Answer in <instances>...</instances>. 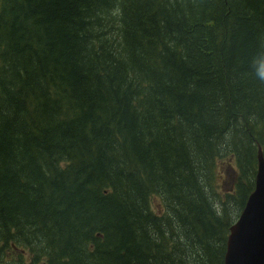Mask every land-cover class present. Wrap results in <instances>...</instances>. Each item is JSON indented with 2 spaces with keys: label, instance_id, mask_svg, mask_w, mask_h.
I'll use <instances>...</instances> for the list:
<instances>
[{
  "label": "trees",
  "instance_id": "obj_1",
  "mask_svg": "<svg viewBox=\"0 0 264 264\" xmlns=\"http://www.w3.org/2000/svg\"><path fill=\"white\" fill-rule=\"evenodd\" d=\"M259 147L264 0H0V264H222Z\"/></svg>",
  "mask_w": 264,
  "mask_h": 264
},
{
  "label": "water",
  "instance_id": "obj_2",
  "mask_svg": "<svg viewBox=\"0 0 264 264\" xmlns=\"http://www.w3.org/2000/svg\"><path fill=\"white\" fill-rule=\"evenodd\" d=\"M261 153L259 147L254 187L235 222L228 227L222 264H264V158Z\"/></svg>",
  "mask_w": 264,
  "mask_h": 264
},
{
  "label": "rangeland",
  "instance_id": "obj_3",
  "mask_svg": "<svg viewBox=\"0 0 264 264\" xmlns=\"http://www.w3.org/2000/svg\"><path fill=\"white\" fill-rule=\"evenodd\" d=\"M234 166V165H233ZM228 173L229 175L228 176H225L223 175V178H220V184L224 187L225 190H228L230 188H233V184L235 182V178L237 177L236 174L231 171V168L229 166L226 165L223 167L222 169V173ZM222 181V182H221ZM232 183V184H231ZM229 184H231V187H229ZM157 205V201H153L152 202V205L151 207L154 208L155 206ZM24 255L21 257L19 253H14V252H11L9 255H8V260L11 262V263H15V264H30L28 263V260H29V254L28 253H23Z\"/></svg>",
  "mask_w": 264,
  "mask_h": 264
},
{
  "label": "bare ground",
  "instance_id": "obj_4",
  "mask_svg": "<svg viewBox=\"0 0 264 264\" xmlns=\"http://www.w3.org/2000/svg\"><path fill=\"white\" fill-rule=\"evenodd\" d=\"M129 7H130V3H129ZM131 14V7H130V12H129V15ZM130 18V17H129ZM130 27H131V20H130ZM132 56V55H131ZM132 59H133V56H132ZM133 62V60L131 61V63ZM132 80H133V75H132ZM133 86H134V80H133V84H132V92H133ZM132 98H133V104H134V92H133V96H132ZM134 110H135V104H134ZM134 138H135V136H134ZM261 150H262V148H261ZM262 156H263V158H264V155H263V150H262Z\"/></svg>",
  "mask_w": 264,
  "mask_h": 264
}]
</instances>
